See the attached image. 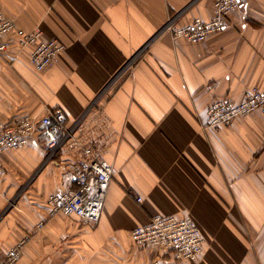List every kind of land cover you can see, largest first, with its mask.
<instances>
[{
  "label": "crops",
  "instance_id": "1",
  "mask_svg": "<svg viewBox=\"0 0 264 264\" xmlns=\"http://www.w3.org/2000/svg\"><path fill=\"white\" fill-rule=\"evenodd\" d=\"M0 12L65 44L43 71L31 47L12 64L0 56V122L38 118L46 107L73 120L99 98L110 120L103 156L113 166L91 224L49 216L47 197L61 189L72 153L49 159L37 136L6 149L0 262L27 237L19 264H169L131 231L174 215L205 232L194 264H264V110L207 126L213 100L264 90V0H244L223 31L198 43L161 29L173 18L177 26L210 19L213 0H0Z\"/></svg>",
  "mask_w": 264,
  "mask_h": 264
},
{
  "label": "built area",
  "instance_id": "2",
  "mask_svg": "<svg viewBox=\"0 0 264 264\" xmlns=\"http://www.w3.org/2000/svg\"><path fill=\"white\" fill-rule=\"evenodd\" d=\"M244 0H213L210 19L195 18L177 26L170 19L161 32H172L175 37H185L198 43L209 35L223 31L229 16L242 10ZM7 38V39H6ZM30 49V60L38 71L49 68L63 52L65 44L56 36H47L37 26L26 30L0 12V56L13 63ZM264 110V90L249 88L240 100L217 98L208 107L207 126L230 124L236 117L254 110ZM109 117L103 104L96 98L77 118L70 120L64 109L46 107L45 113L34 118L24 116L15 123L0 122V172L4 169L3 153L8 148L26 146L35 136L47 149V158L61 150H68L73 159L62 174V187L47 197L49 216L76 215L96 224L101 217L108 188L113 176V166L103 156L107 141ZM141 201V198H137ZM43 221L39 222L41 226ZM132 240L140 246H153L170 258L169 264H194L202 253L205 232L193 217L157 215L131 231ZM27 237L20 239L6 252L0 264H19Z\"/></svg>",
  "mask_w": 264,
  "mask_h": 264
}]
</instances>
